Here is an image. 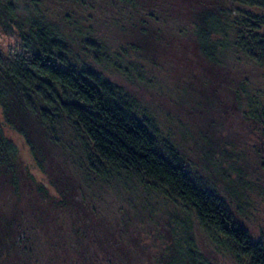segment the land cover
I'll list each match as a JSON object with an SVG mask.
<instances>
[{"label":"rangeland","instance_id":"obj_1","mask_svg":"<svg viewBox=\"0 0 264 264\" xmlns=\"http://www.w3.org/2000/svg\"><path fill=\"white\" fill-rule=\"evenodd\" d=\"M6 1L13 8L0 10L4 57L26 52L22 32L45 21L70 62L119 86L159 144L264 239V125L250 115L264 108V65L250 56L256 42L247 51L238 43L259 29L264 46V8L236 0ZM221 9L234 28L217 64L196 27L203 13ZM2 82L0 264H190L187 239L206 264H241L160 183L100 162L93 142L40 90Z\"/></svg>","mask_w":264,"mask_h":264},{"label":"trees","instance_id":"obj_2","mask_svg":"<svg viewBox=\"0 0 264 264\" xmlns=\"http://www.w3.org/2000/svg\"><path fill=\"white\" fill-rule=\"evenodd\" d=\"M236 1L264 8V0ZM11 3L0 0V10H10ZM233 28L229 10L221 9L220 13L210 10L200 17L196 35L202 52L211 61L223 64L221 54L229 46L225 37ZM258 30L251 33L250 29L245 38L239 36L238 43L247 51L256 42L250 56L264 65V46L258 40L257 36H261ZM21 39L26 52L7 58L0 53V103L4 112H7L4 105L7 94L2 79L40 90L48 106L64 113L88 136L100 162L160 183L170 195L191 207L203 225L213 236L221 238L219 241L241 264H264V239L250 234L228 203L194 177L173 147L159 144L148 125L126 104L119 86L99 72L88 68L79 70L64 55V50H68L66 44L43 20L31 25L29 35L22 32ZM250 113L264 125V108L253 107ZM11 149L16 151L14 147ZM187 243L190 264H206L199 260L189 239Z\"/></svg>","mask_w":264,"mask_h":264}]
</instances>
